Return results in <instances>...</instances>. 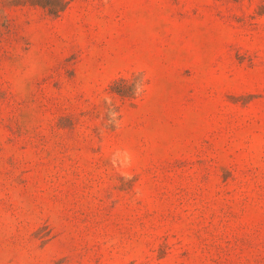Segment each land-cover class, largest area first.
<instances>
[{"label": "rangeland", "instance_id": "1", "mask_svg": "<svg viewBox=\"0 0 264 264\" xmlns=\"http://www.w3.org/2000/svg\"><path fill=\"white\" fill-rule=\"evenodd\" d=\"M0 264H264V0H0Z\"/></svg>", "mask_w": 264, "mask_h": 264}, {"label": "trees", "instance_id": "2", "mask_svg": "<svg viewBox=\"0 0 264 264\" xmlns=\"http://www.w3.org/2000/svg\"><path fill=\"white\" fill-rule=\"evenodd\" d=\"M24 3H31L33 5L43 6L48 9L51 13H59L66 5L67 0H21Z\"/></svg>", "mask_w": 264, "mask_h": 264}]
</instances>
